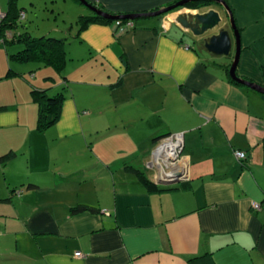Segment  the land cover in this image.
<instances>
[{"label":"crops","instance_id":"1","mask_svg":"<svg viewBox=\"0 0 264 264\" xmlns=\"http://www.w3.org/2000/svg\"><path fill=\"white\" fill-rule=\"evenodd\" d=\"M88 1L127 14L179 0ZM225 1L241 40L237 75L264 84V0ZM184 11L134 19V26L122 20L89 25L67 38L61 74L43 64L14 66L10 55L21 46L0 43V107L8 106L0 108V203H7L0 217L13 219L0 237L9 242L7 258L190 264L208 255L213 264H264V93L233 82L224 67L229 62L196 48L176 21ZM9 66L15 73H7ZM6 82L11 91L2 87ZM64 86L59 122L37 130L32 89L55 94ZM131 127L142 132L126 149ZM175 133L184 137L179 168L187 166L188 178L151 192L126 165L146 172L139 163L147 157L154 174H146L158 184L162 168L150 164V155ZM53 148L80 159V177L72 183L53 178L59 165L47 157ZM236 150L247 158L239 160ZM79 205L96 211L74 213Z\"/></svg>","mask_w":264,"mask_h":264},{"label":"trees","instance_id":"2","mask_svg":"<svg viewBox=\"0 0 264 264\" xmlns=\"http://www.w3.org/2000/svg\"><path fill=\"white\" fill-rule=\"evenodd\" d=\"M21 0H8V7L5 12L4 17H0V43L4 45L10 44H22L23 47L20 50L10 55L11 60L21 63H39L46 66L52 67L57 74H61L68 62V52L66 49V37H56L51 34L34 35L29 30H20L19 26L21 20L26 17V13L23 7H20ZM81 2L80 0H76ZM177 2V1H175ZM174 2V3H175ZM82 3V2H81ZM210 4L209 1L199 0L191 1L186 6L188 8H198ZM129 21V19L122 20L124 22ZM111 19L105 18L101 15L91 12L87 15L80 16V27L78 29L77 35H79L83 30H85L89 25L93 23H107ZM130 26V25H128ZM11 32V35L8 33ZM231 66V63L224 65L226 70ZM15 71L9 70L8 74H13ZM238 83L235 80H232ZM66 86L62 88L61 91L55 93L54 95L49 94L48 89H32V96L34 102L37 103L39 108V115L37 120V130L43 132L49 128L56 125L62 114L65 96ZM1 109H6L8 106H1ZM6 160L11 157V154L4 156ZM5 160V159H4ZM127 171L135 174L138 180L151 192L163 191L161 185L153 182L146 172L133 165H126ZM18 191L17 189L14 192ZM83 210L96 211L93 207H88L84 205H79L72 209L74 213L81 212ZM190 264H213L211 256H197L190 258Z\"/></svg>","mask_w":264,"mask_h":264},{"label":"rangeland","instance_id":"3","mask_svg":"<svg viewBox=\"0 0 264 264\" xmlns=\"http://www.w3.org/2000/svg\"><path fill=\"white\" fill-rule=\"evenodd\" d=\"M7 7H8V0H0V8L3 11V12H0V17L2 15L5 16L4 11L7 9ZM20 7H23L26 13V17L21 20L22 22L19 26L20 30H29L34 35H39V36L47 32L51 34L52 36L66 37L69 39L78 33V29L80 27V22H79L80 15L82 14V10H86L87 13L92 12V10L88 6L76 0H56V1L54 0H21ZM213 7L218 8L219 10H221V12L223 11V9L221 8L222 6L219 4H213ZM222 17H223L222 22L217 27V30L221 28H227L232 32L230 18L225 11L222 12ZM129 21L127 20L126 22L129 23ZM131 23H133L132 26H134V22L132 21ZM58 29L60 31L58 32L54 31ZM13 46H21V48L23 47L22 44H18V43L10 44V48ZM196 48L199 51H204L203 52L204 55L207 53L205 50V46L201 44L200 42H196ZM236 49H237L236 44H234L233 49H232L233 55L231 54L230 57L225 56V55H219V56H215V58L216 60L220 62L227 61L229 62V64L230 63L232 64ZM13 62L15 63L14 66L23 65V66L29 67V65H37V66L39 65V63H34V62H31V63L30 62L21 63V62H15V61ZM43 66L44 65H41L40 67H43ZM10 67L11 66L8 67L9 70H10ZM48 69L53 71L51 68H48ZM9 70L7 71V73L9 72ZM27 72H29V70H27ZM9 83L10 82H6L2 84V87L4 89H8V91H11L12 85ZM30 92H31V86H30ZM52 94H54V92H51V95ZM141 132L142 131H137L136 128L134 129L133 127H131V130L129 133L131 136L125 138L126 140L125 143L127 145L126 149H129L128 145L135 142V138H132V137H134L135 134H138ZM54 148L49 151L48 156H47L50 164H54L55 166H56L55 163L59 164L58 167H55V169L51 170L53 178L56 179L58 183L60 182H67V183L71 182L72 183V181H75L78 177H80V169H82V165H81L82 163H80L81 162L80 159L79 158L76 159V157L72 159H66L65 153H62V154L60 152H59L60 154L54 153L55 152ZM150 156H152V153ZM139 165H141L142 168H144L148 174H151V176H153L154 171L149 170L147 166V157L141 160ZM15 166L17 168L19 165H15ZM62 173L64 177H62L61 175ZM27 185L28 183H25V185L22 186L25 191H27L28 189L26 188ZM43 192L44 191H41V193ZM46 192L43 194H46V197L50 198L52 192H48V191ZM14 197H16V200L19 201V199H21L22 196L16 195ZM57 199L60 201L59 198ZM1 204H7V203H0V205ZM12 223H13V219L6 218V217H0V237L7 234L5 227L6 225H11ZM8 243L9 242H5L2 238H0V259H1L0 262L7 263V264H13V263L17 264L16 258H15L16 260L14 261L13 259L7 258L9 255H7L6 257L5 254L3 253V250L7 247ZM3 258H7V259H5L3 262L2 261Z\"/></svg>","mask_w":264,"mask_h":264},{"label":"water","instance_id":"4","mask_svg":"<svg viewBox=\"0 0 264 264\" xmlns=\"http://www.w3.org/2000/svg\"><path fill=\"white\" fill-rule=\"evenodd\" d=\"M80 1L86 6H88L96 14L111 20H123V19L134 20L142 17L144 18L162 17L170 12L185 7L189 11L181 12L176 17V21L181 26L182 31L188 34L192 38L194 43L200 42L205 46L206 50L213 53L214 55H225L230 57L233 48L231 31L227 28H221L217 30V27L220 25L223 19L222 12L225 11L230 18L231 28L235 34L236 47H237L234 55V59L229 68L230 76L233 80L242 83L256 91L264 93V84L252 80H247L237 75L236 70L241 54V40H240L239 31L235 24L233 14L231 12L228 3L225 0H204V1H209L210 4L198 8H188L186 5L191 1H199V0H179L174 4L168 5L160 9L147 11V12H135V13H127V14H111L93 5L88 0H80ZM213 4L221 5L223 11L221 12V10H219L218 8L213 7ZM159 151H160L159 149L153 150L152 152L153 158L160 157ZM150 164L152 165L153 161H150ZM159 175L160 178L157 181L159 185L165 187L171 186L188 178L187 166L185 168L176 167L170 169L169 171L163 168L161 169Z\"/></svg>","mask_w":264,"mask_h":264},{"label":"built area","instance_id":"5","mask_svg":"<svg viewBox=\"0 0 264 264\" xmlns=\"http://www.w3.org/2000/svg\"><path fill=\"white\" fill-rule=\"evenodd\" d=\"M0 12H3L0 8ZM5 15V14H4ZM1 17H4L3 15ZM132 21H129V25L132 26ZM11 35V32L8 33ZM183 134L175 133L170 134L162 138L155 149H159L160 157L153 158V164L162 169L169 171L170 169L179 167L181 160V154L184 146ZM235 155L239 160H244L247 158V153L242 150H236ZM253 206L255 209H261V204L259 202H254Z\"/></svg>","mask_w":264,"mask_h":264},{"label":"clouds","instance_id":"6","mask_svg":"<svg viewBox=\"0 0 264 264\" xmlns=\"http://www.w3.org/2000/svg\"><path fill=\"white\" fill-rule=\"evenodd\" d=\"M132 21V20H131ZM152 157H153V155H152Z\"/></svg>","mask_w":264,"mask_h":264}]
</instances>
